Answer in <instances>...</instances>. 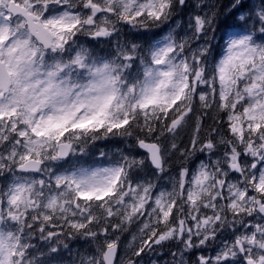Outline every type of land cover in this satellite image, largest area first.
<instances>
[{
  "label": "clouds",
  "instance_id": "clouds-1",
  "mask_svg": "<svg viewBox=\"0 0 264 264\" xmlns=\"http://www.w3.org/2000/svg\"><path fill=\"white\" fill-rule=\"evenodd\" d=\"M158 209L164 264H264V0H0V264H137Z\"/></svg>",
  "mask_w": 264,
  "mask_h": 264
},
{
  "label": "snow or ice",
  "instance_id": "snow-or-ice-1",
  "mask_svg": "<svg viewBox=\"0 0 264 264\" xmlns=\"http://www.w3.org/2000/svg\"><path fill=\"white\" fill-rule=\"evenodd\" d=\"M247 41V38H242L240 40H234L232 42L233 47L239 46V45H244ZM230 54L228 57H226L225 61H223L222 63L225 65L224 68L221 69V71H225L226 67L229 63H231L233 61V59L238 58L239 55H242V53L240 54H235L231 52V49L229 50ZM249 60L251 59V57L248 58ZM167 75V74H166ZM163 83V82H162ZM181 100L180 96H177L172 103L169 105V109L171 110L176 104H178ZM165 119H167V117H165ZM178 121H173V123H177ZM124 123H127V121H124ZM145 147L151 148L150 145H145ZM114 191L113 188H108L103 192V197H107L109 194H111ZM82 196H88L89 198L92 195H95V193H81ZM159 202V198L156 202H150L147 207L148 208H152L155 206L156 203ZM145 207L144 205H141V208ZM133 211L138 215L139 212L136 211V209L134 208ZM159 215L157 217H155V219L151 216H148V212L145 211V216H148V221L149 224H146L145 226H151V231L149 232V235L145 238L144 244L142 247L139 248V250L137 251V255L139 256L142 252L145 251L146 248L150 247L151 244H155L158 246H162L164 240L166 239V235H165V226L168 224L169 220H171L173 222V224L175 225V214L173 211L169 210V211H162L159 210ZM109 215H111V213H109ZM80 227H83V225H80ZM109 229H105V231L107 232ZM109 247L114 248L116 247L115 241H113V243H111L109 245Z\"/></svg>",
  "mask_w": 264,
  "mask_h": 264
},
{
  "label": "rangeland",
  "instance_id": "rangeland-1",
  "mask_svg": "<svg viewBox=\"0 0 264 264\" xmlns=\"http://www.w3.org/2000/svg\"><path fill=\"white\" fill-rule=\"evenodd\" d=\"M235 0H218V3L220 5L221 11H225L226 8L231 7V4L234 3ZM189 5H190V0H189ZM191 12V6L188 8H185L181 13L180 16L184 19L187 18L188 14ZM227 27V25H225ZM158 34V33H157ZM221 35L220 32L213 33L214 38H218ZM222 123V121H221ZM189 139V140H188ZM186 141H189V147L191 148V139L190 137H185L183 140L180 141L179 147L180 148H185L186 147ZM178 155V153H177ZM182 159V157H180ZM199 159H205V156L203 154H198L197 160ZM193 162V166H194ZM173 170H176L175 164H173ZM135 182V181H134ZM160 184H163V182H160ZM160 190V187L158 186L157 192ZM156 193L154 192L153 195ZM130 239L129 234H125L124 240L127 242ZM139 249H137L138 251ZM177 251V246L173 244L166 243L163 246H158L155 244H151L150 247L146 248L144 252H142L138 257H135V260L137 261V264H139V261L143 259L146 264H150V261L152 259H156L158 261V264H164L165 261H168L173 258V253ZM195 253L192 254L194 256ZM190 259L192 257H189Z\"/></svg>",
  "mask_w": 264,
  "mask_h": 264
},
{
  "label": "trees",
  "instance_id": "trees-1",
  "mask_svg": "<svg viewBox=\"0 0 264 264\" xmlns=\"http://www.w3.org/2000/svg\"><path fill=\"white\" fill-rule=\"evenodd\" d=\"M188 140H189V139H188ZM189 144H190L189 141H186V146H187V147H189Z\"/></svg>",
  "mask_w": 264,
  "mask_h": 264
}]
</instances>
